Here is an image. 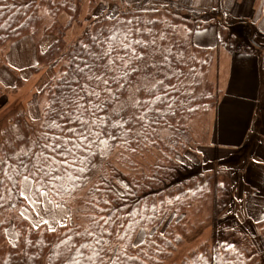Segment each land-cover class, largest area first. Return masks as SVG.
Wrapping results in <instances>:
<instances>
[{
  "label": "trees",
  "instance_id": "16d2710c",
  "mask_svg": "<svg viewBox=\"0 0 264 264\" xmlns=\"http://www.w3.org/2000/svg\"><path fill=\"white\" fill-rule=\"evenodd\" d=\"M123 1L109 2L108 13L85 31L64 57L60 74L46 83V127L30 131L24 151L16 147L19 141L11 146L0 144V245L6 238L7 215L21 214L25 208L20 188L23 179L31 181L33 201L45 195L53 207L64 206L90 184L84 206L93 215L81 228L71 221L76 216L71 211L69 220L50 229L43 224L34 226L21 214L14 222L16 240L0 246V264H162L187 236L182 225L185 213L214 193L215 180L208 174L187 173L177 185H164L169 169L175 168L177 156L190 142L181 118L214 102L206 88L207 93L193 99L185 91L194 88L193 83L208 81L205 72L211 52L197 49L192 41L195 30L208 22L176 4L152 8L135 5V0ZM41 7L52 19L50 25L42 22ZM79 11L80 0H0V51L25 37L35 38L42 30L40 39L47 35L56 39L38 56L37 65L53 66L63 49L65 31L77 22ZM61 13L68 16L65 27L57 21ZM161 14L165 17L160 18ZM160 48L165 69L178 74L148 91L139 106L142 126L135 135L112 107L123 92L121 83L126 85L132 77L137 52L147 50L153 55ZM187 79L190 83H184ZM185 99L187 104L180 105ZM171 107L178 110L179 124L173 122ZM160 126L170 128L169 141L158 136L155 129ZM105 137L117 143L110 150L125 152L120 153L122 163L130 162L134 154L156 151L159 159L153 174L131 177L109 162L98 163L100 141ZM94 169L97 173L92 177ZM227 193L228 200V188ZM219 205L216 202L221 209ZM140 231L143 238L136 242ZM222 233L213 254L209 243H203L180 264H264V251L257 254L235 231Z\"/></svg>",
  "mask_w": 264,
  "mask_h": 264
},
{
  "label": "rangeland",
  "instance_id": "374dc122",
  "mask_svg": "<svg viewBox=\"0 0 264 264\" xmlns=\"http://www.w3.org/2000/svg\"><path fill=\"white\" fill-rule=\"evenodd\" d=\"M110 1L113 0H80L78 20L67 27L63 49L56 64L51 67L37 65L38 56L56 39L53 35H47L45 38L40 39L43 34L42 30L37 33L35 38L28 36L1 49L0 144L5 142L11 146L19 141L20 144L15 145L16 147L19 146L18 150L24 151L30 133L46 127L47 121L43 115L48 104L49 91L46 83L60 74L61 64L68 51L83 39L86 30L91 29L105 15L107 12L105 8ZM121 1L124 3L123 0ZM188 3L183 7L190 10L191 8L186 6ZM153 5L149 7L159 8V6ZM128 7L130 6L127 5L126 8ZM39 14L44 17H42V22L46 25L51 24L52 19L47 17L44 8H40ZM163 17L165 16L161 14L160 18ZM57 21L65 27L68 16L61 13ZM38 38L40 41H38ZM153 53L151 55L147 50L137 52L134 64L131 67L132 77L126 85L121 83L120 89L123 92L118 102L112 107L115 115L121 113L124 117L123 124L128 123L132 126L135 135L140 133L142 126L139 122V106L148 91L156 83L163 82L166 77L172 74L176 77L178 74V71L171 70L169 67L165 69V61L162 55L163 48L156 49ZM209 75L208 81L193 83L194 88L190 87L185 90L189 99L207 93L205 88L210 93L213 91L212 75L211 73ZM184 83H190L189 79ZM179 104H187L186 99L179 102ZM179 104L178 106H180ZM207 107V105L203 106L192 115L181 118L183 120L180 124L187 129L190 142L187 149L177 156L175 168L169 169L167 181L164 185H177V182L184 180L187 173L193 176L208 174L212 175L215 180L214 193L206 201L195 203L185 213L182 218V225L187 236L183 244L173 252L171 258L165 260L162 264H180L188 253L196 250L203 243H209L211 246L210 252L213 254L217 238L222 236L223 231L230 233L235 231L240 234L242 243L253 248L257 254L264 251V212L262 211L264 200L261 196L249 193L248 186L245 185L247 181L244 178V170L250 164L247 162L249 160L247 158L248 154L242 151L241 153L237 152L229 155L224 148L214 146V116L206 113L207 110L205 109ZM168 110L173 112L171 115H173L174 121L173 119L172 121L178 122L177 108L171 107ZM28 130L29 133H27ZM155 131L162 140H170V128L160 126ZM109 139L105 137L100 141L98 163L109 162L119 172L131 177L142 178L146 174L149 176L153 174V166L159 159L156 151L151 150L142 154H134L130 162L122 163V159L119 158L122 153L125 155V152L120 148L110 150V147L114 148L117 143L110 142ZM96 173L97 171L94 169L91 176L94 177ZM89 185L81 190L79 196L66 202L64 206L53 207L45 195L40 201H33L30 197L31 181L23 179L20 188L25 201V208H22L21 214L26 216L34 226L43 224L53 229L69 220L70 212L73 211L76 216H70L71 221L78 223L83 228L87 224V218L93 215L84 206V197ZM227 188L231 195H228V200L225 197L228 194ZM221 190H225L226 193L223 194ZM223 201H225L226 206H222ZM216 202L220 204L221 209L217 208ZM21 214L17 211L14 215H7L8 227L4 230L6 238L5 242L2 243L4 246L12 244L16 240L14 222L16 218H22ZM260 221L263 224H259ZM143 235V231H140L135 239L136 242H140ZM222 239L224 243L227 242V239Z\"/></svg>",
  "mask_w": 264,
  "mask_h": 264
},
{
  "label": "crops",
  "instance_id": "0c3cea01",
  "mask_svg": "<svg viewBox=\"0 0 264 264\" xmlns=\"http://www.w3.org/2000/svg\"><path fill=\"white\" fill-rule=\"evenodd\" d=\"M187 2L194 18L208 22L195 30L192 41L197 49L211 52L205 79L211 73L214 102L205 110L214 116V146L229 155L247 152L245 185L264 200V0H135L134 4L166 7Z\"/></svg>",
  "mask_w": 264,
  "mask_h": 264
}]
</instances>
